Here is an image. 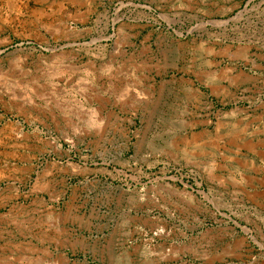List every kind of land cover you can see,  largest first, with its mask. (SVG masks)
Here are the masks:
<instances>
[{"label": "rangeland", "instance_id": "obj_1", "mask_svg": "<svg viewBox=\"0 0 264 264\" xmlns=\"http://www.w3.org/2000/svg\"><path fill=\"white\" fill-rule=\"evenodd\" d=\"M0 264H264V0H0Z\"/></svg>", "mask_w": 264, "mask_h": 264}]
</instances>
